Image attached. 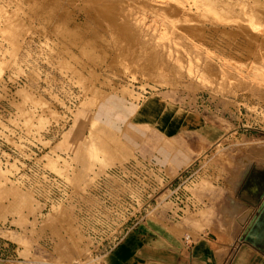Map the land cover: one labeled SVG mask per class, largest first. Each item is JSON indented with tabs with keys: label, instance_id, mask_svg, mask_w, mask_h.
Returning <instances> with one entry per match:
<instances>
[{
	"label": "rangeland",
	"instance_id": "obj_1",
	"mask_svg": "<svg viewBox=\"0 0 264 264\" xmlns=\"http://www.w3.org/2000/svg\"><path fill=\"white\" fill-rule=\"evenodd\" d=\"M210 114L221 136L191 186L147 158L150 125L170 152L184 115ZM133 159L161 175L119 168ZM249 162L264 163V0H0V183L27 206L0 219L26 260L0 263L103 264L137 223L182 227L188 195L228 199Z\"/></svg>",
	"mask_w": 264,
	"mask_h": 264
},
{
	"label": "crops",
	"instance_id": "obj_2",
	"mask_svg": "<svg viewBox=\"0 0 264 264\" xmlns=\"http://www.w3.org/2000/svg\"><path fill=\"white\" fill-rule=\"evenodd\" d=\"M154 101L153 97L146 100L139 116L151 115L156 108ZM216 120L214 114L184 115L183 121L178 122L180 133L175 126L171 134L165 135L170 152L156 147L157 129L150 125L147 158L162 166V170L172 165L178 172H193L196 155L221 136ZM240 173L230 185L232 194L228 199L206 194L199 200L193 193L195 205L184 213L182 227H171L165 215L147 219L106 255L103 264H264V163L249 162ZM14 193L12 187L0 183V219L10 218L14 212L27 214V206L20 204ZM221 203L227 205L223 212L199 211L209 207L216 210L215 205ZM44 245L50 247L49 242ZM24 259L19 252L16 261Z\"/></svg>",
	"mask_w": 264,
	"mask_h": 264
},
{
	"label": "built area",
	"instance_id": "obj_3",
	"mask_svg": "<svg viewBox=\"0 0 264 264\" xmlns=\"http://www.w3.org/2000/svg\"><path fill=\"white\" fill-rule=\"evenodd\" d=\"M1 167H2V165L0 164V169H1ZM121 167H123V169L126 171L129 169L132 171H136L138 169V172L142 170V171L147 172V173L148 172L153 173V174L155 173L154 179H156V176L161 175V171H159V169L152 162L141 160V159H133L132 163H130L128 165L124 164V165L120 166L119 168H121ZM46 176H47L48 180L51 179V177H49L48 175H46ZM111 176L113 177V175H111ZM179 177H181V178L184 177V184H187V186H191L196 180V175L194 172L191 171V169H187L185 171H182L181 173H179ZM186 199L187 200L192 199V195H188ZM132 202H133V204H138V201L136 199H134L133 196H132ZM136 214H137V212H136ZM136 214H133L132 216H135V218H137L138 215H136ZM137 224L133 225L132 228H128L127 233L129 234V233L135 231L133 229H135L134 227ZM138 228L136 230H138ZM120 235H118V236H120ZM127 235H122L121 238L118 239V241L116 243H114L112 247H110V249L108 250L106 255H108L110 252H112L114 249H116L118 247V245H120V243L123 241V239L126 238ZM188 240H189V237H186V241H188ZM18 250H19L18 246L13 241L0 236V260H3V261L7 260L8 261V260L19 259Z\"/></svg>",
	"mask_w": 264,
	"mask_h": 264
},
{
	"label": "bare ground",
	"instance_id": "obj_4",
	"mask_svg": "<svg viewBox=\"0 0 264 264\" xmlns=\"http://www.w3.org/2000/svg\"><path fill=\"white\" fill-rule=\"evenodd\" d=\"M97 1V0H96ZM100 3L102 2V1H99ZM206 3V2H205ZM181 7V6H180ZM182 8V7H181ZM142 23V22H141ZM141 23H140V25H141ZM242 172V171H241ZM240 175H241V173H240Z\"/></svg>",
	"mask_w": 264,
	"mask_h": 264
}]
</instances>
